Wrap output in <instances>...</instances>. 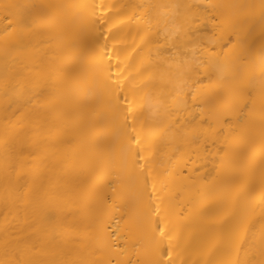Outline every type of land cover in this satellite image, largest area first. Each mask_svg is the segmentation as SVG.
<instances>
[{
	"label": "bare ground",
	"instance_id": "bare-ground-1",
	"mask_svg": "<svg viewBox=\"0 0 264 264\" xmlns=\"http://www.w3.org/2000/svg\"><path fill=\"white\" fill-rule=\"evenodd\" d=\"M0 264H264V0H0Z\"/></svg>",
	"mask_w": 264,
	"mask_h": 264
}]
</instances>
